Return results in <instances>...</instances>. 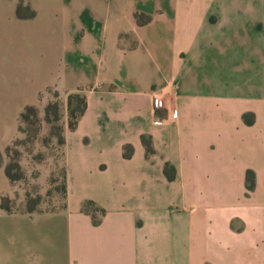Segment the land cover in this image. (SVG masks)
<instances>
[{
    "label": "crops",
    "instance_id": "obj_1",
    "mask_svg": "<svg viewBox=\"0 0 264 264\" xmlns=\"http://www.w3.org/2000/svg\"><path fill=\"white\" fill-rule=\"evenodd\" d=\"M49 89L65 204L0 208V264H264V0H0V153Z\"/></svg>",
    "mask_w": 264,
    "mask_h": 264
},
{
    "label": "rangeland",
    "instance_id": "obj_2",
    "mask_svg": "<svg viewBox=\"0 0 264 264\" xmlns=\"http://www.w3.org/2000/svg\"><path fill=\"white\" fill-rule=\"evenodd\" d=\"M58 105L56 119L54 104ZM77 100H72L75 107ZM48 105L47 114L45 107ZM19 120L18 132L7 150L0 153V162L10 166L14 180L7 194L11 211H53L65 204L63 193L64 161L61 137L63 117H67V100L49 89L41 96L38 106ZM96 218L101 216L88 206Z\"/></svg>",
    "mask_w": 264,
    "mask_h": 264
},
{
    "label": "trees",
    "instance_id": "obj_3",
    "mask_svg": "<svg viewBox=\"0 0 264 264\" xmlns=\"http://www.w3.org/2000/svg\"><path fill=\"white\" fill-rule=\"evenodd\" d=\"M32 14H33V12L27 6H23L22 4H19L17 6V15H19V16H26V15L31 16ZM74 98L77 100V104H76L75 107L72 106V100ZM67 105H68V123H67V125H68L69 129H74L76 124H77V120H78L79 116L83 113V111L85 109V106H86V101H85L84 94L81 93L80 91H76V92H72V93L68 94V96H67ZM47 108H48V105L45 107V114H47ZM57 108H58V105L55 103L54 104V109H55L54 110V114H55L56 119L58 117ZM34 109L35 108L32 105L24 107V109L22 110V112L19 115V120L21 118L25 117L26 112L31 111V110L33 111ZM244 118H245L246 122H250L249 119H246L245 116H244ZM59 142L61 144L64 142V138H63V135H62V127H61V137L59 138ZM143 142H144L146 151L150 152L151 151V146H150L149 140H146V139L143 138ZM7 148H8V146L6 147L5 150H7ZM131 151H132L131 146L125 145L123 147V155L125 157L130 156ZM0 164H1V162H0ZM4 171H5V175L7 176V178L9 180H11V181L14 180L15 177H13V175L11 174L10 166L8 164L4 165ZM164 171H165V174L169 178L172 176L171 168L167 164H165ZM63 174H64V178H65V171L64 170H63ZM252 186H253V173H252L251 170H247L246 171V187H247V189H251ZM63 193L64 194L66 193L65 180H63ZM88 206H94V211L95 210L99 211L101 213V215L104 214V210L102 208L96 206L90 200H87V201L83 202L82 207H81L82 210L84 212H86V213H89L91 215V217H92L93 223L97 224L99 222V218L95 217V215L93 214L92 210H90L88 208ZM0 208L3 209L7 213L12 212L11 208H10V206L8 204L7 196H2L0 198ZM26 211L27 212H31L32 210L27 209Z\"/></svg>",
    "mask_w": 264,
    "mask_h": 264
},
{
    "label": "built area",
    "instance_id": "obj_4",
    "mask_svg": "<svg viewBox=\"0 0 264 264\" xmlns=\"http://www.w3.org/2000/svg\"><path fill=\"white\" fill-rule=\"evenodd\" d=\"M153 96L155 98L156 104L158 107H162L163 106V96L161 95L160 92H154ZM175 109H173V113L175 114Z\"/></svg>",
    "mask_w": 264,
    "mask_h": 264
}]
</instances>
